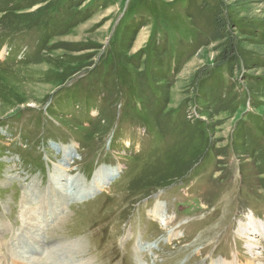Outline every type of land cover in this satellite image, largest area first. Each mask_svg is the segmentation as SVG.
Here are the masks:
<instances>
[{
	"label": "rangeland",
	"instance_id": "obj_1",
	"mask_svg": "<svg viewBox=\"0 0 264 264\" xmlns=\"http://www.w3.org/2000/svg\"><path fill=\"white\" fill-rule=\"evenodd\" d=\"M252 212L264 0H0V264H264Z\"/></svg>",
	"mask_w": 264,
	"mask_h": 264
},
{
	"label": "bare ground",
	"instance_id": "obj_2",
	"mask_svg": "<svg viewBox=\"0 0 264 264\" xmlns=\"http://www.w3.org/2000/svg\"><path fill=\"white\" fill-rule=\"evenodd\" d=\"M69 148V147H67ZM70 149V148H69ZM65 156H67V161L71 160L72 161L75 159V154L73 153V151H65L64 152ZM63 163V162H62ZM119 175V168H115V169H112V170H109V171H105V172H102V171H98V173H96L95 177L93 178V181L91 182V184L93 186H91L93 189L92 191H89L87 194L85 193V195L83 196L84 198H82L83 201H87L88 199H90L92 196L96 195V193H100L102 191H104L106 188L109 187V185L112 184V181H114V179ZM10 179V178H9ZM83 187V186H82ZM86 189V188H85ZM89 189V188H87ZM91 189V188H90ZM89 189V190H90ZM80 192V191H79ZM84 193V192H82ZM78 195V194H77ZM80 200V201H82ZM79 201V200H78ZM60 205V204H58ZM58 205L56 206V208H59ZM61 208V207H60ZM163 208L162 205H158L156 204L154 206V208L152 209V213L154 214V217H161V216H164L163 215V210H161ZM159 214V215H158ZM161 214V216H160ZM162 218V217H161ZM247 223L245 225V227L243 226L241 228V230L239 231V234L241 237H244V238H247L248 241H247V245L249 248L251 249H254V246L256 247V241L255 243L253 242L252 243V240H253V236L254 234L256 236H261L262 238H264V222H260L258 223L256 221V216L253 214V212L247 217ZM170 221V220H169ZM262 221V220H261ZM168 224V223H167ZM40 227V226H39ZM42 227V226H41ZM44 228H40L38 231H37V235L41 234L43 231ZM257 238V237H256ZM30 244V243H29ZM33 245V244H32ZM23 246V245H22ZM30 246V245H29ZM22 248V247H21ZM22 251V250H21ZM29 253V252H28ZM255 256L256 254L259 255L260 252L256 251V253H254ZM30 255V254H29ZM33 255V254H32ZM81 256V255H80ZM24 259H29L31 260L32 262H35L37 261V257L36 255L35 256H23ZM79 258V257H78ZM39 259V258H38ZM28 260V261H29ZM28 263V262H27ZM56 263V262H55ZM57 264V263H56ZM60 264V263H59ZM62 264V263H61ZM216 264V263H215ZM220 264H227L226 262H223V263H220Z\"/></svg>",
	"mask_w": 264,
	"mask_h": 264
},
{
	"label": "trees",
	"instance_id": "obj_3",
	"mask_svg": "<svg viewBox=\"0 0 264 264\" xmlns=\"http://www.w3.org/2000/svg\"><path fill=\"white\" fill-rule=\"evenodd\" d=\"M224 20H217V24L219 26V23H220V26H221V30L223 27H225V23H223ZM237 45H236V41L231 39L230 40V43L228 44V52L230 54V58H232V61H236L237 60ZM175 51V50H172V52Z\"/></svg>",
	"mask_w": 264,
	"mask_h": 264
}]
</instances>
